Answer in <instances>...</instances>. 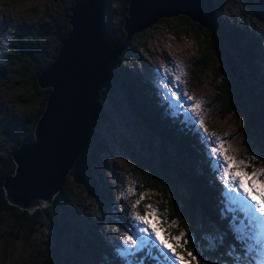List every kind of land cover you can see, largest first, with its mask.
Returning <instances> with one entry per match:
<instances>
[{
  "label": "trees",
  "instance_id": "16d2710c",
  "mask_svg": "<svg viewBox=\"0 0 264 264\" xmlns=\"http://www.w3.org/2000/svg\"><path fill=\"white\" fill-rule=\"evenodd\" d=\"M75 1L61 0L58 4V12H50L42 24L38 22L36 25H32L35 26L34 29L30 31L25 29L30 33L27 34V38H24L26 41L29 40L30 44L29 50L24 49L28 53H23L25 58L21 56L20 50L22 48L17 41L18 37H15L11 47L10 56L14 63V66H10L14 67L11 83L14 85L19 83L27 89V92L23 88L20 89V98L16 99V101L25 106L23 108L29 110L24 117L28 125V132H26V125L22 120L21 124L15 128L16 136L13 141L5 146V150L0 151V255H7L5 262L8 264H22L26 258L27 261L24 264H66L63 259L60 260V256L62 255L63 257V254H67L69 248L61 231L63 226L67 225L70 220V217L65 214H71L72 216L80 213L85 216L88 215L86 217L88 234L80 231L83 234V238H85V242L88 243V247L84 248L76 241L71 242V247L86 251V256L88 255L90 258L87 256V259H79L77 263L98 264L96 262L101 261L102 263L99 264H122V259H119L115 252L109 248L110 243L105 238V229L109 231L113 226L118 228L122 226L126 216L124 208H121L114 201L113 186L111 184L104 183L99 185L101 188H96L95 186H98V182L95 180L93 181L95 186L92 184L90 186L95 190V193L100 192L99 189L104 190L102 195L108 200V205L116 213L105 212L103 224L94 222L93 212L100 211L102 215L101 212L104 208L94 204L95 208L92 209V206L85 202L88 188L83 186V175L80 174H89L90 178H93L95 175L93 172L95 170L100 171L104 167V163L100 159V153L105 152L107 146L99 139L96 132V127L99 126L98 124H100L102 119L104 120V114L101 110L100 117L94 126L95 130L92 138L87 142L74 165L68 171L58 193L55 194L51 202L37 204L30 209H22L7 200L3 187L5 177L11 175L15 168L10 156L11 151L17 148L18 144L22 142L30 143L33 140L34 124L44 109L47 96L51 90L49 87L41 88L37 77L40 71L51 63L60 47L61 40L69 31L68 16ZM113 1L115 6L120 5L122 7V11H120L121 20L116 27L110 28L108 5L106 22L109 32L120 43L126 36L122 29V21L126 16L127 0ZM226 2V0H213L212 2L215 32L182 15L171 16L169 17L170 19L161 18L157 22L174 21L182 28L180 30L194 35L200 56L198 62L193 64L192 72L197 74L201 70V66L209 68L216 89L215 95L217 98L215 103L219 105L220 114L230 115L231 119L236 122L237 132L241 135L246 151L256 150L258 158L260 157L264 160V79L261 77L262 75H256V68L251 64V60L257 57V54L253 52L257 51L260 37L254 33L251 27L253 24H249V20H252V22L260 26L258 24L262 21L260 12L251 10V8L258 9L259 4L255 0L247 11L244 9L241 11L235 5H226ZM147 29L133 33L125 48L117 55L115 75L103 89L102 95L110 94L113 84H116L125 92L130 93L131 90L141 92L142 95L137 97L138 101L140 100L141 102L137 101L136 103L133 101L134 97H130L132 110L141 120L147 118L152 123L151 129L153 128L155 134L179 138L175 142V146H177L175 150H177L186 141H184V135L180 137L175 134L178 132L183 133L184 130L180 127L178 121L170 119L161 110H157L160 106L153 105V103L157 104L158 100L152 94L149 95L147 93V91H152L150 86L147 83L140 85L138 77L129 75V71L125 69L124 65L126 57L135 62L137 49L145 51L143 33L149 30ZM42 31L44 35L36 33ZM39 37H45L51 42L47 47L49 53L44 60L33 62L32 67L28 68L25 59L32 58V55H34L32 54L33 38L37 39ZM228 39L233 40L237 49L242 47L241 50L243 52L239 55L240 59H234V45H231ZM14 46L19 51L13 50ZM235 61L243 62L248 75L247 79L255 81L256 87L251 88L253 83H245V75L242 72H236L238 64ZM257 79L259 83L256 82ZM195 81L196 76H191L188 82L189 86H192V82ZM150 102H152V105L149 104ZM141 103L146 104L147 112L138 110L137 107ZM124 145L126 147L125 152L123 151L124 155L142 180L143 192L148 198L155 201L153 206L156 209L159 221L164 222L163 228L165 232L171 235H179L180 232L186 231L187 236L185 238L188 239V244L185 247L188 251H192L194 254L199 253L207 261V264H218L221 259L228 261V264H230L227 256L229 246L217 245L212 250L208 249L205 243L206 240L202 235L203 229L201 230L199 219L204 217L206 220L209 218L218 221L219 217L217 213L210 211L213 206L211 203L216 198L214 191L218 189V185L213 180V176L207 174L206 168L201 161H198L199 168L190 166L187 170L184 167H180V162L184 160L182 157L174 159L171 155H168V157L159 156L153 150L142 145H132L127 140H124ZM187 146L191 147L192 151L196 152L197 155L199 153L201 156L203 155L200 152L201 149L197 148L192 142ZM201 159L205 160L206 163V159ZM258 161V159L255 160V162ZM201 168L203 170H200ZM184 176L193 180L191 186L185 182ZM206 182H208L207 186ZM199 183H202L209 191L210 203L208 207H203L200 202V190L197 187ZM166 187L169 188L167 191H165ZM145 188H149V190ZM160 190L164 192H160ZM89 194L92 193L89 191ZM193 195L194 201L192 200ZM206 203L203 204L206 205ZM196 205L200 206H198L200 215L199 211H196L195 214ZM173 220L178 222V226L171 225ZM74 223L77 224V222ZM226 235L231 245L234 243L236 249L239 250L240 245L235 238L227 232ZM114 241H118L117 238H114ZM19 242L23 245L19 249L25 248V250L20 256H17L12 248L13 245L16 246ZM173 243L175 242L173 241ZM7 245L8 250L6 251ZM69 256L71 255L69 254ZM137 257L143 261V264H160L159 261L148 258L146 250H141L135 257H129V259H136ZM117 261L120 263H116ZM0 264H4V262L0 260Z\"/></svg>",
  "mask_w": 264,
  "mask_h": 264
},
{
  "label": "rangeland",
  "instance_id": "374dc122",
  "mask_svg": "<svg viewBox=\"0 0 264 264\" xmlns=\"http://www.w3.org/2000/svg\"><path fill=\"white\" fill-rule=\"evenodd\" d=\"M226 1V5H235L241 11L243 9L247 11L249 6L255 2V0H246L247 2L244 0ZM256 1L259 4V8H251V10L256 12L259 11L262 21L261 23H258L260 24L259 26L252 22V20H249V24L251 23L255 25L251 26L254 33L258 34L260 37V43L259 46H257V51H255L256 53L253 52L254 54H257V57L251 60V64L256 68V75L260 74L264 79V0ZM60 2L61 0H0V151H3V149L5 150V146L13 141L16 136L15 128L17 125L21 124L22 120L25 122L26 132H28V125L24 120V117L29 109L23 108L25 106L16 101V99L20 98V89L23 88L26 92L27 89L19 83L17 85L11 83V80H13L14 67L10 66H14V63L11 60L10 53L15 37H18L17 41L20 43L22 48V50H20L21 56L25 58L23 53L28 54L25 50H29L30 47L29 40L26 41V39H24L27 38V34H30L27 31L34 29L35 26L32 25H36L38 22L42 24L50 12H58L57 8ZM212 2L213 0H211V4H213ZM107 5H109V26L110 28L114 26L116 27L121 20L120 11H122V7L120 5L115 6L113 0H109ZM165 19L170 18L167 17ZM211 20L215 28L214 17H212ZM148 29V31L143 33V39L145 38V51L143 49L136 50L137 60L135 59L134 62V60L129 57H122L125 58V69L129 71V75L138 77V83L140 85L147 83L150 88H153L154 91H147L149 95H154V97L158 100V103H153V105H159L160 107L157 108V110H161L165 116L179 122L180 127L184 130V132H178L175 135L180 137L184 135V141H186V143L184 142V145L175 150L177 148V146H175V142L179 138L167 137L163 134H155L153 128L151 129L152 123H150L147 118L145 120H141L139 116L136 115L131 108L130 97H134L133 101L137 103V97L138 95H142L141 92H137L136 90H131L130 93L125 92L116 84H113V89L110 94H101L100 110L104 114V120L102 119L100 124H98L99 126L96 127V132L99 139L107 146L105 152L100 153V159L104 163V167L100 171L95 170L93 172V174H95L93 178H90L89 174H80L83 175V186L88 188L85 196V202L90 204L92 209L95 208L94 204L98 205L100 208L102 206L104 208L101 212L102 215L100 214V211L93 212L94 222H98L99 224H103L105 212L113 214L116 212L108 205V200L102 195L104 190L99 189L100 192L95 193V190L90 186V184L95 186L93 181L97 180L98 186L96 185V188H101L99 185L104 183L111 184L113 186L112 194L114 196V201L121 208H124L126 216L124 223L120 228L113 226L111 227L112 230L110 229L108 231L105 229V238L109 241L108 243H112L114 238H117V240L121 243V246L124 235H128L127 233L129 232L137 233L139 229L137 226H142L132 219L133 213L144 215L146 212L151 213L155 210V215L157 217L156 209L153 206L155 201L148 198V196L143 192V187L141 186L142 180L139 178L137 171L133 169L127 157L124 155L126 148L124 140L131 142L132 145L135 144L136 146L142 145L147 147L159 156L168 157V155H171L174 159L182 157L184 160L180 162V167H184L187 170L190 166H193V168L195 166L196 168H199L198 161H201L203 166L206 168L207 174L212 175L214 178L213 180L217 183L218 191L222 190V193L225 194L224 204L226 205L230 203L228 198L229 192L225 187L223 167L221 166V163L225 158H234V161L238 165L230 170L232 172L247 171L251 173L255 171L257 173H261V171L264 170V160L260 157L258 158L256 150L250 151L249 154L247 153L246 147L243 145V141L241 140V135L237 132L236 122L231 119L232 117H230V115L220 114L219 105L215 103L217 98L215 95L216 89L209 68L201 66V70L197 74L192 72L193 64L198 62V58L200 56L194 35L180 30L182 29L181 27H179L174 21L169 20L160 23L156 22L148 27ZM36 33L38 35H44L43 31ZM228 42L231 45H234V59H240L239 55L243 52V50H241L242 47L237 49L232 39H228ZM50 43L51 42L45 37H39L37 39L33 38L32 54L34 55H32V58H27V60L25 59L28 68L32 67L33 62L44 60L49 53V51H47V47ZM16 46L13 47V50L16 49V51H19ZM168 47L172 49L168 51L170 56H175V51H180V58L178 56H175L174 58V60H176L174 61V67H176L180 76L177 80L178 75L174 76L176 74H172V78L173 81L178 82V85H182V90H180V87L177 89L178 85L173 83L172 85L175 86V88H173L172 85L169 86L168 82H166L168 80L167 76L164 75L165 78L162 79L157 75V72L149 69L150 64H153V61L155 62L156 60L155 57L151 56V52L155 50L159 51L160 49ZM181 56H184V58H181ZM139 59L141 61H139ZM158 60L161 65V69L165 70L161 63V59L159 58ZM235 62L238 64L236 72H242L245 75V83L252 82L253 84L251 85V88L256 87L255 81L247 79L248 75L243 62ZM193 75L196 76V81L192 82V86H189V79H191V76ZM252 79L254 78L252 77ZM256 82H258V79ZM173 91L186 94V96H182L181 100L177 103L174 99H172ZM189 96L192 97V99H187ZM189 101L192 102V105L190 104V106L188 105ZM194 101L200 102L195 103ZM149 104L152 105V102ZM197 104H200L199 107L194 108ZM137 108L139 111L147 112V106L144 103L138 105ZM201 121L203 123V127H201ZM213 126L224 134L218 133V131L213 129ZM224 135L227 139L222 141V137ZM214 140H216V142L220 145L219 157L211 154L210 145L214 142ZM191 142L195 144L197 148L201 149L200 152L203 154L202 156L200 153L197 155L196 152L194 153L192 151L191 147L187 146ZM154 156L157 158L156 155ZM201 158L206 159V163L205 160H202ZM257 159L259 161L255 162ZM240 161H244L245 163H240ZM189 162L190 164H188ZM224 166L226 167V165ZM200 170L203 169L201 168ZM184 178L186 180L185 182L191 186L193 180L187 176H184ZM254 179L258 182H264V174H259ZM250 182L251 181H248V183ZM205 184L207 186L208 182ZM197 187L200 190L199 197L202 206L208 207V204L210 203L209 191L202 183L197 184ZM166 188L167 189L165 191L169 189L168 187ZM145 189L149 190V188ZM89 191L92 194H89ZM160 192L164 191L160 190ZM231 195L235 196L236 193L233 191ZM141 197H143V199H141ZM192 200L194 201V195L192 196ZM41 203L42 202H40V204ZM203 203H206V205ZM134 204H138V206L133 208ZM149 205L151 208L147 207ZM198 206L196 205L195 214L196 211H199L200 215V206ZM219 214L223 217L227 216L228 218L225 221H215L209 218L206 220L204 217H201V219L198 218L201 230L203 229L202 235L206 240L205 243L208 249L211 250L212 248H209L208 241L205 238L208 235L222 237V241L221 239L216 240V245H223L226 247L231 246V242L227 240L225 228H229L231 216L234 214L227 213V211L224 210H219ZM65 215L70 217V220L67 225L63 226L61 231L65 236L64 241L69 245V248L67 254H63V257L62 255L60 256V260L63 259L66 264H78L77 262L79 259H87L88 255L86 256V251H81L71 247V242L76 241L84 248L88 247V243L85 242V238H83V234L80 232L82 231L88 234V226L86 225V217L88 215L85 216L81 213L72 216L71 214ZM149 221L150 224L157 223V221L152 220L151 215H149ZM74 222H77V224ZM92 224L94 223L92 222ZM125 229L128 231L125 232ZM149 232H151L150 228ZM162 235H164L163 232ZM263 235L264 229H261L258 237H262ZM262 238L264 243V236ZM21 244L22 243L19 242L16 246L13 245L12 249L17 256H20V254L25 250V248L19 249L20 247H23ZM232 244L235 245L234 243ZM111 249L113 251L114 247L112 246ZM7 250L8 245L6 251ZM69 254L71 256H69ZM115 255L119 259H122L119 256L118 251L115 252ZM6 257V254L0 255V260H2L4 264H8L5 262ZM88 258L90 257L88 256ZM256 259L257 257L253 256L254 263L256 262ZM26 261L27 258L22 264ZM96 263L99 264L102 262L98 261ZM116 263L120 262L117 261Z\"/></svg>",
  "mask_w": 264,
  "mask_h": 264
},
{
  "label": "water",
  "instance_id": "95a60500",
  "mask_svg": "<svg viewBox=\"0 0 264 264\" xmlns=\"http://www.w3.org/2000/svg\"><path fill=\"white\" fill-rule=\"evenodd\" d=\"M109 0H76L68 16L69 31L53 60L37 77L51 88L33 127L32 142L11 151L14 172L5 177L7 200L22 209L49 203L68 171L92 138L100 117V96L115 75L117 55L133 33L161 18L182 15L214 32L211 0H127L122 22L125 38L109 32Z\"/></svg>",
  "mask_w": 264,
  "mask_h": 264
},
{
  "label": "snow or ice",
  "instance_id": "6c2138e0",
  "mask_svg": "<svg viewBox=\"0 0 264 264\" xmlns=\"http://www.w3.org/2000/svg\"><path fill=\"white\" fill-rule=\"evenodd\" d=\"M172 83L175 84L176 81ZM182 96H186V94L172 92V99L177 103ZM187 99L190 100L192 97L189 96ZM196 107H199V104ZM201 127H203L202 121ZM210 147L211 154L219 157L220 145L217 142H212ZM240 163L245 162L240 161ZM221 166L223 167L225 187L229 192L230 204L228 211L235 213L231 216L229 228L240 245L239 250L234 245L229 246L227 256L231 264H250V254L256 248L254 242L257 241L260 230L264 229V182H258L254 178L259 174H264V170L261 173L255 171L251 173L247 171L232 172L230 170L238 166L234 158H225ZM248 181L251 182L248 183ZM233 191L236 193L235 196L231 195ZM137 206L138 204H134L133 208ZM147 207L151 208L150 205ZM149 215H151L152 220L157 221L156 224H150ZM132 219L142 226L138 229L139 239L130 234L123 236L122 247L118 250V254L122 258V264H143L139 257L129 259V257H135L141 250H146V256L159 261L160 264H207V261L199 253L194 254L186 249L185 245L188 244V239L185 238L187 236L186 231L180 232L179 235H171L165 232L164 222L159 221V218L155 215V210L151 213L146 212L144 215L133 213ZM171 225L178 226V222L173 220ZM149 228L151 232H149ZM162 232L164 235H162ZM205 238L208 241L209 248L217 246V239L222 241V237L219 236L208 235ZM218 264H228V261L221 259Z\"/></svg>",
  "mask_w": 264,
  "mask_h": 264
},
{
  "label": "bare ground",
  "instance_id": "6f19581e",
  "mask_svg": "<svg viewBox=\"0 0 264 264\" xmlns=\"http://www.w3.org/2000/svg\"><path fill=\"white\" fill-rule=\"evenodd\" d=\"M160 46V45H159ZM162 46V45H161ZM170 47V46H169ZM163 48V49H160L159 51H157V50H155V51H152L151 52V56H153V57H155V62L153 61V64H150V66H149V69H151L152 71H154V72H157V75L160 77V78H162V79H164L165 78V76H167L168 77V80L166 81V82H168V85L169 86H171L172 85V82H173V78H172V74L174 75V74H176V75H174V76H180V73L176 70V67H174V61H176V60H174V58H175V56H178L179 58H180V51L179 50H177V51H175V56H170L169 55V53H168V51L171 49V48ZM172 50V49H171ZM183 54V53H182ZM186 54V53H185ZM161 59V63H162V65L164 66V69L165 70H162L161 69V65H160V62H159V58ZM181 58H184V56H181ZM178 59V58H177ZM148 72V71H147ZM165 75V76H164ZM178 82L176 81V85H178L177 84ZM172 87L173 88H175V86H173L172 85ZM180 87V90H182L183 89V87H182V85H178L177 86V89ZM179 90V91H180ZM185 102H186V100H185ZM195 103H199L200 101H194ZM187 103V102H186ZM190 104L192 105V102L191 101H189V106H190ZM187 105V106H188ZM200 105V104H199ZM205 106V105H204ZM196 106H194V108H195ZM193 109V108H192ZM194 110V109H193ZM202 112H204V111H202ZM204 114V113H203ZM199 117H202V116H199ZM213 129H215L216 131H218V129H216L214 126H213ZM218 133H222L221 131H218ZM222 134H224V133H222ZM229 137V136H228ZM227 138H226V136L224 135L223 137H222V141L224 140H226ZM214 142H216V140H214ZM223 146H224V144H223Z\"/></svg>",
  "mask_w": 264,
  "mask_h": 264
},
{
  "label": "clouds",
  "instance_id": "9594fccd",
  "mask_svg": "<svg viewBox=\"0 0 264 264\" xmlns=\"http://www.w3.org/2000/svg\"><path fill=\"white\" fill-rule=\"evenodd\" d=\"M249 154V152H247Z\"/></svg>",
  "mask_w": 264,
  "mask_h": 264
}]
</instances>
